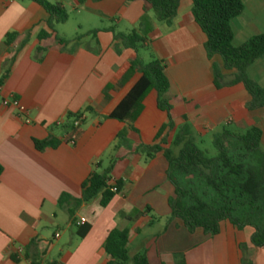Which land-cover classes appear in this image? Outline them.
Returning <instances> with one entry per match:
<instances>
[{"label": "crops", "instance_id": "0c3cea01", "mask_svg": "<svg viewBox=\"0 0 264 264\" xmlns=\"http://www.w3.org/2000/svg\"><path fill=\"white\" fill-rule=\"evenodd\" d=\"M48 1L66 10L72 4L84 32L71 35L57 28L63 23L51 29V15L33 0H0V264H108L103 244L114 228H128L130 254L145 249L150 264H174L180 254L186 264H242L241 244L252 264H264V248L252 243L253 227L239 229L224 220L219 233L211 235L167 219L175 186L164 151L183 116L199 146L224 127L239 132L258 126L264 147V108L250 110L244 86L227 84L232 71H223L222 57L209 58L192 1L181 0L170 26L142 0ZM243 2L244 12L231 22L235 45L264 32V0ZM134 29L146 38V48L125 45L120 35ZM41 31L48 36L39 38ZM12 32L18 35L8 45ZM151 55L166 66L172 127L155 89L146 93L133 118L110 117L142 76L131 69V60L147 63ZM258 61L264 87V56L247 71ZM213 64L223 71L221 87ZM4 98L18 99L27 113L4 106ZM69 114L84 121L74 134L64 127ZM50 137L58 140L55 146L37 149L35 140ZM164 137L163 148L146 159L142 145ZM107 168L113 181H123L122 192L108 205H101L100 195L76 207L72 201L58 203L65 193L81 198L92 172ZM85 224L90 229L81 237L78 230Z\"/></svg>", "mask_w": 264, "mask_h": 264}, {"label": "trees", "instance_id": "16d2710c", "mask_svg": "<svg viewBox=\"0 0 264 264\" xmlns=\"http://www.w3.org/2000/svg\"><path fill=\"white\" fill-rule=\"evenodd\" d=\"M41 5L51 15L49 27L64 23L69 16L60 2L48 0H33ZM79 5L86 0H76ZM150 5L157 19L167 25H172L181 0H142ZM192 13L195 21L207 36L206 50L209 58L220 55L223 59V71H232V78L227 84L241 83L251 95L248 103L250 110L264 108V87L251 79L247 74L249 66L264 56V32L251 36L240 45L234 44V33L231 22L245 10L243 0H191ZM145 18L140 21L142 25ZM98 30H93L95 33ZM17 32L9 33L5 43L11 44L17 37ZM48 36L46 31L39 33V38ZM120 37L128 47L136 51L146 48V38L139 29L121 34ZM59 41H63L59 39ZM131 69L142 73L141 78L117 105L110 117L125 120L133 118L141 110V101L146 93L155 89L157 102L161 110L169 116V127L173 126L171 117L172 105L167 97L170 81L165 71V64L154 55L147 63L140 58L131 60ZM215 84L221 87L224 79L223 71L213 64ZM9 73L5 71L4 78ZM78 122V125L76 123ZM84 121L80 114H69L64 127L73 134ZM119 139L123 133H119ZM58 140L50 137L35 140L37 149L55 146ZM167 143L162 138L158 143L142 145L146 159L152 158ZM215 153L201 148L192 136V128L186 116L176 131L170 147L164 151L168 161L167 174L175 186V195L169 199L171 214L168 220L178 218L193 232L202 228L205 233L215 235L220 231L221 222L229 220L237 228L247 226L254 228L252 243L264 248V149L262 148V130L258 126H251L245 130L235 132L224 127L213 137ZM177 149V151H176ZM0 166V173H1ZM111 168L103 171L97 169L82 184L81 198H73L63 194L58 203L63 205L72 201L79 206L101 196L100 203L106 206L123 189L122 180L111 179ZM116 188V190H113ZM71 216L75 209L68 208ZM81 228V226L79 227ZM90 229L85 224L78 230L79 236H84ZM129 229L114 228L107 235L103 247L109 255L108 264H150L145 249L134 255L130 254ZM244 252L242 264H252L246 255V245L241 244ZM12 258L18 260L17 254ZM174 264H186L183 254Z\"/></svg>", "mask_w": 264, "mask_h": 264}, {"label": "rangeland", "instance_id": "374dc122", "mask_svg": "<svg viewBox=\"0 0 264 264\" xmlns=\"http://www.w3.org/2000/svg\"><path fill=\"white\" fill-rule=\"evenodd\" d=\"M249 1V0H247ZM85 11V10H83ZM67 13H68V21L63 24H59L57 28L60 30H65L71 35H75V33H83V30H79L78 21H79V11L72 6V4H67ZM248 70V69H247ZM248 76L256 81L259 84V61L255 65H253L249 71H247ZM203 149L208 150L210 153H215V149L213 148V137L211 135L207 136L204 140V143H199ZM264 148V147H263ZM177 151V149H176Z\"/></svg>", "mask_w": 264, "mask_h": 264}, {"label": "built area", "instance_id": "2783aa9c", "mask_svg": "<svg viewBox=\"0 0 264 264\" xmlns=\"http://www.w3.org/2000/svg\"><path fill=\"white\" fill-rule=\"evenodd\" d=\"M2 104L4 106H14L17 108L20 112V114H25L27 113V108L25 105H23L18 99L16 98H4L2 101ZM78 125V122L76 123ZM75 139L74 137L70 138V142L74 143ZM113 190H116V188H113Z\"/></svg>", "mask_w": 264, "mask_h": 264}]
</instances>
